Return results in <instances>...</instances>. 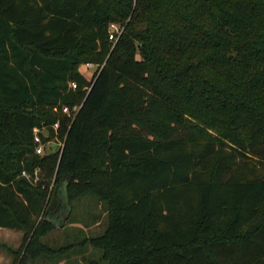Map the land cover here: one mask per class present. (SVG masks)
I'll use <instances>...</instances> for the list:
<instances>
[{
  "label": "trees",
  "instance_id": "obj_1",
  "mask_svg": "<svg viewBox=\"0 0 264 264\" xmlns=\"http://www.w3.org/2000/svg\"><path fill=\"white\" fill-rule=\"evenodd\" d=\"M61 189L108 264H264V0H0V229L46 209L31 259L63 257Z\"/></svg>",
  "mask_w": 264,
  "mask_h": 264
},
{
  "label": "rangeland",
  "instance_id": "obj_2",
  "mask_svg": "<svg viewBox=\"0 0 264 264\" xmlns=\"http://www.w3.org/2000/svg\"><path fill=\"white\" fill-rule=\"evenodd\" d=\"M122 30L120 25L114 24L109 28L110 33H116ZM78 71L83 76L90 77L93 75L95 68L87 69L85 65H81ZM89 76V77H88ZM47 149L42 152L46 154ZM53 186V181L49 186V190ZM92 197H84L72 203H68L64 199L62 208L53 211L52 221L54 228L46 235L39 238L41 245L52 250H61L63 257H38L31 259L25 247L31 239L34 230L39 222L45 218L46 214L43 210L41 215L34 223V228L29 234L23 231H15L9 229H0V264H108L102 259L100 251L89 243L81 245L83 238H93L103 233L106 227V219L102 216L100 203ZM71 206L70 223L65 222L67 209ZM46 208V207H45ZM48 211V208H47ZM100 214V223L92 225V218ZM61 224V225H60ZM79 231V232H78Z\"/></svg>",
  "mask_w": 264,
  "mask_h": 264
},
{
  "label": "built area",
  "instance_id": "obj_3",
  "mask_svg": "<svg viewBox=\"0 0 264 264\" xmlns=\"http://www.w3.org/2000/svg\"><path fill=\"white\" fill-rule=\"evenodd\" d=\"M111 26H113V25H111ZM116 33H118V32H116ZM111 35H112V33H111ZM110 40H113L112 36H110ZM85 67L87 69L95 68L91 64H86ZM69 88L71 90H75L76 89V85L74 83H70L69 84ZM78 110H79V106H73L72 108H68V107L64 106V107L61 108V113L63 115L68 116V117H72V116H74L77 113ZM57 128H58V123H55L52 126V129H53L54 132H56ZM41 136H43L44 138L47 137V133L45 131V128H42V129L33 128V141L36 144V147H35V154L36 155H38V156L42 155V152H43L44 149H47L48 151H51V146L53 144L58 146V151L57 152H61L62 147H63V144L61 142L53 140V141H49V142L44 144V143H42ZM38 171H39L38 169L34 170L33 178L30 177V175H28L25 171H22L21 172V177H23V178H25L27 180H32V182H36Z\"/></svg>",
  "mask_w": 264,
  "mask_h": 264
},
{
  "label": "water",
  "instance_id": "obj_4",
  "mask_svg": "<svg viewBox=\"0 0 264 264\" xmlns=\"http://www.w3.org/2000/svg\"><path fill=\"white\" fill-rule=\"evenodd\" d=\"M51 150H52L53 153H56L58 151V146L55 145V144H53L51 146ZM64 199L67 200L66 193H65V190L64 189H61V191L59 193V205H58L56 211H58V210H60L62 208V202L64 201ZM69 211H70V208L67 209V216L69 214ZM52 217H53V213L50 215L49 221L54 225V223L52 221Z\"/></svg>",
  "mask_w": 264,
  "mask_h": 264
},
{
  "label": "crops",
  "instance_id": "obj_5",
  "mask_svg": "<svg viewBox=\"0 0 264 264\" xmlns=\"http://www.w3.org/2000/svg\"><path fill=\"white\" fill-rule=\"evenodd\" d=\"M85 77L87 78V76H85ZM88 77H89V76H88ZM102 216L105 217L104 214H103ZM90 223H91L92 225H94V226H95V225H98V224L100 223V217H99V219H98L97 221H96V220L94 221V218H92L91 221H90ZM78 232H79V231H78Z\"/></svg>",
  "mask_w": 264,
  "mask_h": 264
}]
</instances>
